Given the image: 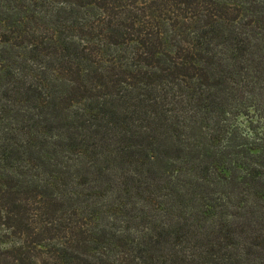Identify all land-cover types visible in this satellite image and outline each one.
Wrapping results in <instances>:
<instances>
[{"label":"trees","instance_id":"16d2710c","mask_svg":"<svg viewBox=\"0 0 264 264\" xmlns=\"http://www.w3.org/2000/svg\"><path fill=\"white\" fill-rule=\"evenodd\" d=\"M0 264H264V0H0Z\"/></svg>","mask_w":264,"mask_h":264},{"label":"rangeland","instance_id":"374dc122","mask_svg":"<svg viewBox=\"0 0 264 264\" xmlns=\"http://www.w3.org/2000/svg\"><path fill=\"white\" fill-rule=\"evenodd\" d=\"M238 120L243 126H248L250 121H252L255 124L258 122L255 118L251 117V115H250V117L241 116V117H239Z\"/></svg>","mask_w":264,"mask_h":264}]
</instances>
